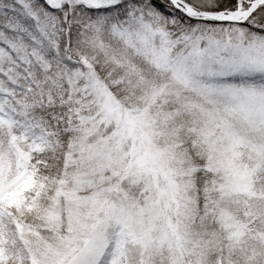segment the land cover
I'll use <instances>...</instances> for the list:
<instances>
[{"label": "snow or ice", "instance_id": "1", "mask_svg": "<svg viewBox=\"0 0 264 264\" xmlns=\"http://www.w3.org/2000/svg\"><path fill=\"white\" fill-rule=\"evenodd\" d=\"M0 264H264V0H0Z\"/></svg>", "mask_w": 264, "mask_h": 264}]
</instances>
